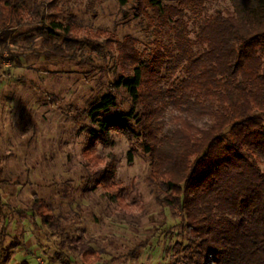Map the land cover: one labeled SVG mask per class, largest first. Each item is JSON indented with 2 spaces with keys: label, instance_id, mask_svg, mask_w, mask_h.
Returning a JSON list of instances; mask_svg holds the SVG:
<instances>
[{
  "label": "rangeland",
  "instance_id": "rangeland-1",
  "mask_svg": "<svg viewBox=\"0 0 264 264\" xmlns=\"http://www.w3.org/2000/svg\"><path fill=\"white\" fill-rule=\"evenodd\" d=\"M25 1L43 3L57 22L73 18L82 57L47 58L36 39L30 47L11 46L0 62V254L9 249L10 255L5 264H60L58 255L79 264L80 256L65 247L71 238L91 242L100 254L96 264H183L184 231L176 211L156 201L165 194L147 180L148 156L137 147L129 159V142L118 133L110 146L88 152L86 112L119 76L114 41H134L143 67L160 80L155 89L177 86L185 78L188 51L198 49L200 28L209 18L230 14L231 1L156 0L158 13L143 14L135 11L136 0L125 6L118 0ZM117 96L128 110L125 94ZM176 114L172 106L163 108L162 133ZM106 164L114 166L115 183L125 190L114 201L91 179ZM34 198L46 204L52 229L28 210Z\"/></svg>",
  "mask_w": 264,
  "mask_h": 264
},
{
  "label": "trees",
  "instance_id": "trees-1",
  "mask_svg": "<svg viewBox=\"0 0 264 264\" xmlns=\"http://www.w3.org/2000/svg\"><path fill=\"white\" fill-rule=\"evenodd\" d=\"M230 1V14L209 18L200 28L198 49L188 51L185 78L177 86L155 89L160 80L143 67L134 41H114L119 76L86 112L88 152L110 146L118 133L129 142V159L137 147L148 156L147 180L165 194L156 201L176 211L184 231L183 264H264V0ZM118 2L125 6L128 0ZM136 3L138 14L158 13L156 0ZM42 4L0 0V62L11 46L30 47L36 39L47 58L82 57L74 19L57 22ZM168 105L177 114L162 133L158 117ZM91 179L112 201L125 193L112 164ZM46 209L34 198L28 210L52 229ZM90 244L71 238L65 247L80 256L79 264H96L100 254ZM9 256V249L2 250L0 264ZM56 260L77 264L60 255Z\"/></svg>",
  "mask_w": 264,
  "mask_h": 264
}]
</instances>
